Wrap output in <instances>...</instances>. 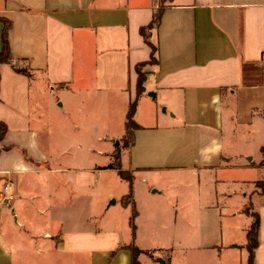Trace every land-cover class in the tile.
<instances>
[{"label": "crops", "instance_id": "1", "mask_svg": "<svg viewBox=\"0 0 264 264\" xmlns=\"http://www.w3.org/2000/svg\"><path fill=\"white\" fill-rule=\"evenodd\" d=\"M160 10L157 27L146 30L156 48L153 65L152 48L141 31ZM0 18L12 24L14 57L0 64V121L8 129L0 154V210L9 207L16 214L20 205L27 216L48 217L56 224L44 234L52 240L50 249L74 262L132 264L137 247L145 264L141 257L152 245L144 219L154 212L156 195L164 193L161 185L193 187L195 182L198 189L208 177L209 195L217 199L219 186L222 195L226 184H246L249 192L242 190V196L252 197L244 211L252 209L260 219L254 264H264V190H257L261 181L254 180L256 170L264 168V0H0ZM2 31L0 23V52ZM141 64H146L145 82L138 95ZM47 91L70 117L93 116L81 109L85 102L89 110L100 102L110 105L125 123L124 136L111 140L120 141L119 147L136 101L139 129L134 144L125 148L128 161H120L122 168L48 161L58 142L41 135L42 120L53 110L43 103ZM63 91L70 92L68 103L58 97ZM240 131L247 134L246 150L227 148ZM96 171H120L130 181L142 178L149 189L140 192V207L134 206L131 216L141 227L132 221L128 228L97 227L87 210L80 219L81 192L91 189ZM125 202L132 204V196ZM217 203L201 208L215 228L222 213ZM219 241L216 233L201 247L207 253L193 257L191 240L179 237L168 263L218 264ZM8 260L13 264L11 251Z\"/></svg>", "mask_w": 264, "mask_h": 264}, {"label": "rangeland", "instance_id": "2", "mask_svg": "<svg viewBox=\"0 0 264 264\" xmlns=\"http://www.w3.org/2000/svg\"><path fill=\"white\" fill-rule=\"evenodd\" d=\"M69 96L70 92L67 91L58 93V97L67 103ZM56 98L49 91L43 97V103L51 105L53 110L49 119L42 120L44 127L40 129L44 134L41 135L54 138L58 142L56 147L49 150L48 161H79L81 165L122 168L120 161H128V152L124 146L119 147L117 142L111 140L124 136L125 123L121 124L119 118L113 115L112 107L100 102L89 110V105L85 102L81 109L85 113L92 111L93 116L78 113V116L70 117L55 105ZM246 139L247 134L240 131L235 135L234 141L229 140L227 148L235 147L239 152L245 151L243 146ZM250 152L255 153L252 149ZM262 164L264 165V161ZM263 169L258 168L254 174V180L261 181L256 183L259 191L264 190ZM124 175L126 174L120 171H96V180L91 189L85 194L81 192L80 219H83L84 212L90 211L94 217L93 224L97 227L106 226L108 223V228H119L124 224L128 228L130 221L141 227V221L132 219L131 216L134 206L136 209L140 207L138 195L149 187L143 186L140 176L130 181ZM212 186L208 177L202 179L198 189L195 182L193 187L184 183L161 185L164 193L156 195V201L152 205L154 212L144 219L150 227L148 233L151 236L148 241L152 245L150 254L141 257L145 264H170L168 255L179 248L175 240L183 236L191 240L189 253L193 257L206 254L201 247L216 233L219 235L218 249L221 253L218 264H249L248 233L255 213L252 209L244 211V203L252 196L245 199L241 192H249V187L246 184H226L223 186L224 194L221 195L219 186L216 199L209 195ZM176 193L183 196L179 199ZM83 195L90 197L88 203ZM131 196L132 204L126 203L125 199ZM112 200L115 203L110 205ZM214 201L222 208L221 224L218 228L211 222L210 213L201 211V208ZM4 209L0 210V264H9L10 251L14 255L13 264H83L74 262L71 257L62 255L55 248L50 249L52 240L45 238L44 234L52 231L56 224L50 222L48 217L37 213L27 216L20 205L16 214L9 207ZM98 264L104 262L99 261ZM176 264L185 263L179 261ZM192 264L212 263L193 261Z\"/></svg>", "mask_w": 264, "mask_h": 264}, {"label": "trees", "instance_id": "3", "mask_svg": "<svg viewBox=\"0 0 264 264\" xmlns=\"http://www.w3.org/2000/svg\"><path fill=\"white\" fill-rule=\"evenodd\" d=\"M161 18V10L158 11L155 14L154 20L152 24L148 28L142 29V34L145 37V40H147V43L151 46L152 48V59H151V64H157V57H156V48L148 41V37L146 35V30L153 29L157 27V25L160 22ZM0 23H3V31H2V43H3V49L0 52V64L3 63H11L14 59L11 50H10V45H9V32L11 30L12 24L10 21L0 18ZM146 64H141L137 66V72L139 75L138 78V83H137V93L138 95L142 94L144 92V82H145V73L142 71V68ZM15 71L23 74H29L28 71L23 70V69H16ZM136 112V101L131 105L128 117H127V125H126V135L124 138V148L129 147L130 145L134 144V132L135 130L139 129V126L135 123L134 116ZM7 126L5 123L0 121V154L3 150L2 143L5 139V136L7 134ZM262 153L264 155V147L262 148ZM258 183V182H257ZM136 212L134 211L133 216L135 217ZM259 226H260V219L259 215L255 214L254 219H253V224L250 227L249 233H248V250L250 254V261L249 264H254V257H255V250L258 247L259 241H258V236H259ZM118 250L114 251L112 253V256H114ZM143 253V251L139 250L137 247L132 248V264H142L139 261V256Z\"/></svg>", "mask_w": 264, "mask_h": 264}, {"label": "built area", "instance_id": "4", "mask_svg": "<svg viewBox=\"0 0 264 264\" xmlns=\"http://www.w3.org/2000/svg\"><path fill=\"white\" fill-rule=\"evenodd\" d=\"M156 1H165V0H156ZM263 64H264V57H263Z\"/></svg>", "mask_w": 264, "mask_h": 264}, {"label": "water", "instance_id": "5", "mask_svg": "<svg viewBox=\"0 0 264 264\" xmlns=\"http://www.w3.org/2000/svg\"><path fill=\"white\" fill-rule=\"evenodd\" d=\"M119 145V142L117 143ZM8 201H5V203H7ZM115 201H112V204L114 203Z\"/></svg>", "mask_w": 264, "mask_h": 264}]
</instances>
